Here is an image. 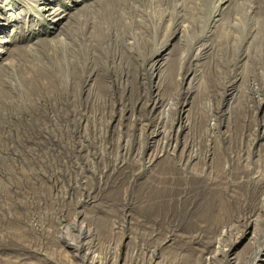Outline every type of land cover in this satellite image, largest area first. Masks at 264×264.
Wrapping results in <instances>:
<instances>
[{"label": "rangeland", "instance_id": "374dc122", "mask_svg": "<svg viewBox=\"0 0 264 264\" xmlns=\"http://www.w3.org/2000/svg\"><path fill=\"white\" fill-rule=\"evenodd\" d=\"M263 16L264 0H0V264H264ZM218 142L240 148L227 209L237 193L251 211L216 229V191L169 158L199 150L210 178Z\"/></svg>", "mask_w": 264, "mask_h": 264}, {"label": "bare ground", "instance_id": "6f19581e", "mask_svg": "<svg viewBox=\"0 0 264 264\" xmlns=\"http://www.w3.org/2000/svg\"><path fill=\"white\" fill-rule=\"evenodd\" d=\"M255 27H256L255 24H254V26L251 24V26H249L250 31L255 30ZM196 145L197 144H195V146ZM238 146L239 145L237 143H233L229 148H223L221 146V143L218 142V144H216V146H215L216 150L219 149L222 156L219 159H216V162H215L216 164L214 163L211 165V169H213V173H215V175L213 177H210V178H207V175L205 174L206 172L204 173V169L201 167V165H196L192 168L190 167V161H192L195 158H200L199 150L196 152L190 153L188 155L189 163H187L188 161L185 162L186 159H185L184 154H180L177 157L169 158L170 161L175 162V169L178 173H180L182 175L186 174V176L180 177V179H185V178L188 179L189 178L188 180H190V179L191 180H203L204 186L202 187V191L205 192L206 196L209 195V193L213 194V192L216 191V193H215L216 199L218 201H220L219 203H220V205H222L221 210L223 211L221 214V217H220V219H223V220H219L218 222L216 221L217 223H215V226L213 227L216 229L220 228V226L224 225V223H227L230 219H234V218L236 219V218H240V217L242 218V217L247 216L251 211L250 207H248V205L243 202V201L247 200L248 198L246 197L245 199H243V197L245 195L242 196V194H241L240 196H238L237 193L235 195L231 196L233 199H237V206H236L237 209L236 210L227 209V207H228L227 204L229 203L228 197H227L228 192H227V188L222 186V181H221L222 177L227 173V171H226L227 169H226L225 164L228 162L231 165L232 161L239 160V157H232L231 155H229V153H231V152H229L228 150H231L232 152L237 151L238 149H240ZM241 149H242V147H241ZM250 170H251V168L247 167L246 169L243 170V173H245L248 176L250 174ZM238 175H239V170H235V168H234V170L232 171L233 179L238 178ZM242 183H249V186L252 187L253 191L250 193L249 197L251 198V200L254 201V199L256 198V195L258 194L257 193V185L258 184L253 182L252 178L248 179V180L243 179L241 184ZM146 184L149 187H151V186L153 187L152 177L146 181ZM230 186L237 187L238 183L237 182H231ZM211 202H213V201H211ZM248 203H250V201ZM251 204L253 205V202H251ZM203 205H204V203H203ZM252 209H253V207H252ZM208 212H210V211H208ZM212 212H214V211H212ZM206 217L208 218V216H206ZM213 222H214V220H213ZM222 251H224V250H222Z\"/></svg>", "mask_w": 264, "mask_h": 264}]
</instances>
